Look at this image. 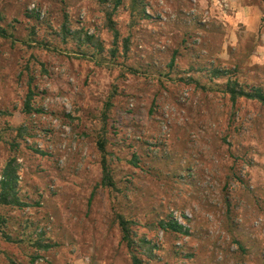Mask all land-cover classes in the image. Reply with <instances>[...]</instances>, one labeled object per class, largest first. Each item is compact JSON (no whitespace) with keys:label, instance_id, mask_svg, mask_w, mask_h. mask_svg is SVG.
<instances>
[{"label":"rangeland","instance_id":"rangeland-1","mask_svg":"<svg viewBox=\"0 0 264 264\" xmlns=\"http://www.w3.org/2000/svg\"><path fill=\"white\" fill-rule=\"evenodd\" d=\"M240 2L258 29L229 0H0V191L12 163L24 202L0 264H132L117 214L148 264H264V101L225 90L264 93V0Z\"/></svg>","mask_w":264,"mask_h":264},{"label":"trees","instance_id":"trees-1","mask_svg":"<svg viewBox=\"0 0 264 264\" xmlns=\"http://www.w3.org/2000/svg\"><path fill=\"white\" fill-rule=\"evenodd\" d=\"M124 0H112L114 7L113 11L117 9L119 5L123 3ZM133 6H137L138 3L141 2V0H131ZM64 27L67 28L68 24H64ZM111 29L114 31L115 37L117 38L119 36L118 30L112 25ZM72 31L69 29L67 31L68 34H70ZM78 32L75 31L73 34L75 35ZM6 34V31L4 29L0 28V35ZM86 40V42L94 43L95 37L94 35L86 34V39L84 38L83 41ZM220 76H224L225 73L221 70L216 71ZM227 92L231 95L233 100H236L240 96H246L248 98H258L261 101H264V93H262L259 89H255L254 91H249L243 87H238V84L234 82L232 79H228V82L226 84ZM33 96L34 91L33 89L29 90V93L27 95V98L25 100V109L27 112H31L34 109L33 107ZM98 146L99 149L102 152V167H103V178L102 182L106 186H115V181L113 179L112 173H111V167L109 165L108 157L106 154V140L102 136L98 140ZM12 163L6 166L4 170V177L1 184V191H0V203L5 205H16V206H24V202L20 199L18 196L17 191V176L15 173V170L12 168ZM117 220L122 230V241H124L127 244V247L130 250L131 258H132V264H148L143 257L140 256V254L136 251V244H139L135 241L133 237V229L131 227V222L126 219V217L122 214H117ZM162 227L167 226V223L165 221L160 222ZM169 226H173L174 228L181 230L183 226L179 224L177 221H173L168 223ZM142 243H145L144 241H141Z\"/></svg>","mask_w":264,"mask_h":264},{"label":"crops","instance_id":"crops-1","mask_svg":"<svg viewBox=\"0 0 264 264\" xmlns=\"http://www.w3.org/2000/svg\"><path fill=\"white\" fill-rule=\"evenodd\" d=\"M233 11H229L226 17L227 21L231 20L233 24L236 22H242L251 30L258 29L260 25V11L253 5L241 3L240 0H229ZM226 21V22H227Z\"/></svg>","mask_w":264,"mask_h":264}]
</instances>
